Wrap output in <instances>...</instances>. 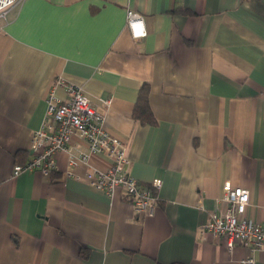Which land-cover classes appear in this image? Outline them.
<instances>
[{"label":"crops","instance_id":"crops-1","mask_svg":"<svg viewBox=\"0 0 264 264\" xmlns=\"http://www.w3.org/2000/svg\"><path fill=\"white\" fill-rule=\"evenodd\" d=\"M129 10L145 35L132 36ZM0 27V264H239L250 253L199 227L226 181L249 190L245 216L264 220V0H21ZM57 79L104 113L131 176L161 179L152 216L69 165L68 152H88L76 134L49 177L13 174ZM143 84L153 124L132 115ZM254 257L264 264V249Z\"/></svg>","mask_w":264,"mask_h":264},{"label":"built area","instance_id":"built-area-1","mask_svg":"<svg viewBox=\"0 0 264 264\" xmlns=\"http://www.w3.org/2000/svg\"><path fill=\"white\" fill-rule=\"evenodd\" d=\"M20 1L0 0V19L5 18L7 11ZM126 24L132 36L145 35L139 13L129 10ZM59 86H64L63 94L56 93ZM45 100L46 109L41 125L31 133L30 157L23 163H15L13 174L39 170L49 177L57 165L56 154L68 151L71 137L76 134L86 140L88 152H68L69 165L85 163L88 168L82 178L89 185L110 196L120 189L127 195L138 216H152L160 200L158 191L161 179L155 177L144 184L129 174L125 144L106 129L104 113L97 109L82 87L73 83L63 85L62 79H57ZM92 153L104 155L109 159V165L105 168L92 166L89 163ZM68 174L73 172L70 170ZM249 200L250 193L246 187L224 182L217 198L219 205L199 227L202 240H206L209 234L222 236L230 251L235 244L248 246L250 253L240 258L239 264H256L254 252L264 249V220L257 221L245 216Z\"/></svg>","mask_w":264,"mask_h":264},{"label":"trees","instance_id":"trees-1","mask_svg":"<svg viewBox=\"0 0 264 264\" xmlns=\"http://www.w3.org/2000/svg\"><path fill=\"white\" fill-rule=\"evenodd\" d=\"M148 85L143 84L139 90L132 115L134 118L139 119L143 123L153 124L155 123V117L151 111L148 101ZM157 264H184L181 262H170V263H157Z\"/></svg>","mask_w":264,"mask_h":264}]
</instances>
